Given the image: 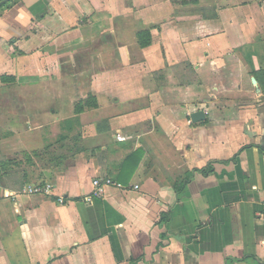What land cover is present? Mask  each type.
<instances>
[{
  "label": "crops",
  "instance_id": "obj_1",
  "mask_svg": "<svg viewBox=\"0 0 264 264\" xmlns=\"http://www.w3.org/2000/svg\"><path fill=\"white\" fill-rule=\"evenodd\" d=\"M0 264H264V0H2Z\"/></svg>",
  "mask_w": 264,
  "mask_h": 264
},
{
  "label": "built area",
  "instance_id": "obj_2",
  "mask_svg": "<svg viewBox=\"0 0 264 264\" xmlns=\"http://www.w3.org/2000/svg\"><path fill=\"white\" fill-rule=\"evenodd\" d=\"M2 0H0L1 2ZM114 186L117 188H121V184L115 182L111 178L108 177H97L92 180V192L85 196L82 200L85 202H90L93 199L101 198L105 193L106 188ZM136 189L137 186H134ZM53 186L50 183L46 182H38V183H25L22 186L19 194L22 195H33V194H43V195H52ZM65 198L62 196L57 197V202L59 204L65 203Z\"/></svg>",
  "mask_w": 264,
  "mask_h": 264
},
{
  "label": "trees",
  "instance_id": "obj_3",
  "mask_svg": "<svg viewBox=\"0 0 264 264\" xmlns=\"http://www.w3.org/2000/svg\"><path fill=\"white\" fill-rule=\"evenodd\" d=\"M84 103L85 104L82 105V106L88 107V106H94L95 105L94 103L93 104L88 103V101H85ZM75 109H77L76 106H75ZM235 158L236 157L231 158V162H235L236 161ZM229 161L230 160L219 162V163H228ZM215 163H217V162L213 161V162L208 163L207 166L202 168V169H194L193 171L190 172V174H188L185 177V179L179 181L177 183V185L175 186V189H174L176 196L183 190L184 185H186L187 181H189V179L191 178L192 174L199 173V174H201L203 176H207V175L213 174L214 173V164ZM168 218H169L168 213L161 214L160 220H159V224L162 225L163 223H165L168 220Z\"/></svg>",
  "mask_w": 264,
  "mask_h": 264
},
{
  "label": "water",
  "instance_id": "obj_4",
  "mask_svg": "<svg viewBox=\"0 0 264 264\" xmlns=\"http://www.w3.org/2000/svg\"><path fill=\"white\" fill-rule=\"evenodd\" d=\"M204 119V114L202 111H197L191 115L192 122H199Z\"/></svg>",
  "mask_w": 264,
  "mask_h": 264
}]
</instances>
